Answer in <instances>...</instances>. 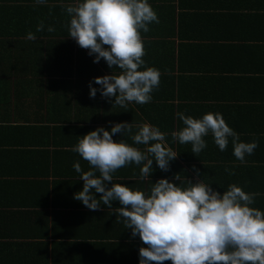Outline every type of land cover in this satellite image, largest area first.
Masks as SVG:
<instances>
[{"label": "crops", "instance_id": "0c3cea01", "mask_svg": "<svg viewBox=\"0 0 264 264\" xmlns=\"http://www.w3.org/2000/svg\"><path fill=\"white\" fill-rule=\"evenodd\" d=\"M148 2L159 22L150 23L147 32L141 30L143 58L147 67L170 65V74L176 77L172 84L176 93L185 91L181 100L176 94L169 99L176 110L181 108L180 103L198 105L203 110L213 105L211 108L224 114L225 121L231 119L230 127L241 140L256 135L264 139V72L256 70L264 68V0ZM70 3L74 0H47L43 4L34 0H0V223L6 220L3 216H10L7 222H12L19 233L41 234L19 239L23 243L41 242L42 247L33 248L49 264H139V248L147 245L138 236L133 237L131 229L116 214L119 202L113 201L111 208L101 204L99 209L90 210L73 198L83 185L73 164L78 161L82 171L89 170L90 165L72 149L77 136L97 127L110 129L115 123L132 122L134 132L136 125L152 123L140 120L144 114L134 102L121 107L110 102L114 97L109 100L99 91L90 98L89 82L94 77L118 72L116 66L109 68L106 62L92 65L88 60L59 65L61 61L66 63L67 55H75L74 60L77 55L84 58L88 50L68 36L65 22L52 17V10L37 8ZM22 16L29 23L46 16L50 26L64 25L59 24L52 32L33 33L36 39L30 40L26 38L27 30L19 35L5 26L18 23ZM35 47L43 55L48 53L52 61L45 65L30 62L28 54ZM190 56L200 60L186 58ZM93 87L100 86L93 82ZM154 91L160 94L155 102L165 101L161 89ZM158 112V116L165 115L164 110ZM162 132L178 154L179 143L173 140L172 132ZM120 139L133 144L131 134L113 135L114 141ZM230 144L231 138L225 150H219L217 159L211 161L221 173L216 190L221 193L226 189L227 177L242 182L236 167L227 172L228 165L248 164L226 159L234 156ZM135 146L141 150L145 147ZM183 146L195 155L190 143ZM175 161H180L179 155L170 161L167 171L153 161V172L145 179L140 178L141 165L127 164L112 174L113 182L148 191L161 178L179 184L176 174L181 180H200L191 169L196 161ZM250 164H254V170L257 165L264 167L263 159ZM239 185L246 193H258L251 206L264 211V184L257 181L251 186L253 189ZM95 195L99 198L102 194Z\"/></svg>", "mask_w": 264, "mask_h": 264}, {"label": "clouds", "instance_id": "9594fccd", "mask_svg": "<svg viewBox=\"0 0 264 264\" xmlns=\"http://www.w3.org/2000/svg\"><path fill=\"white\" fill-rule=\"evenodd\" d=\"M65 11L70 17L68 36L88 50L94 63L103 58L109 68L119 69L94 77L88 85L90 98L99 91L104 98L114 97L110 102L121 107L128 102L151 101L160 72L155 67H143L141 30L147 32L148 25L159 20L148 0H74ZM43 29L41 21L36 31ZM47 31L54 28L49 26ZM26 38L35 40L36 36L29 32ZM93 82L100 87H93ZM176 115L183 127L173 131L172 138L180 144L190 143L193 154L206 148L204 137L209 134L220 151L231 138L233 155L241 162L258 146L255 140L242 141L219 112H207L200 118L182 112ZM135 128L133 132L132 122H119L110 129L101 126L77 136L72 150L90 168L82 171L78 161L73 164L83 181L73 198L90 210L99 209L101 204L111 208L112 202L118 201L121 206L116 214L131 229V235L147 245L139 248V264L169 260L172 264H264V211L251 206L258 193H246L236 184H229L221 193L203 179L193 183L181 180L178 174L175 179L179 184L161 178L148 191L113 182L112 174L127 164L141 165L140 178L145 179L153 172V161L167 171L178 155L158 126L142 123ZM116 133L131 134L133 144L124 139L114 141ZM141 144L143 150L135 146ZM95 193L102 195L97 198Z\"/></svg>", "mask_w": 264, "mask_h": 264}, {"label": "trees", "instance_id": "16d2710c", "mask_svg": "<svg viewBox=\"0 0 264 264\" xmlns=\"http://www.w3.org/2000/svg\"><path fill=\"white\" fill-rule=\"evenodd\" d=\"M66 6L67 5H55L53 7L45 8V6L42 5V7L37 8V10L44 11L45 9H49V12L50 10H52V17H56V19H61L63 22H65V26L67 29V25H68L70 17L65 11ZM262 17L263 16H261V18ZM25 19L26 17L22 16L20 18L21 21H19L18 23L12 22V23L6 24L5 26H9V29L16 30L19 35L25 33L24 31L26 30L27 32H32L34 34L46 32L47 28L50 26V24L47 23L48 17L46 16H40L39 21L36 23H29ZM35 19L38 20L37 18ZM41 21L44 23V29L42 31L37 32L36 31L37 25ZM59 24L61 25V27L64 25V23H54L52 27L56 29L58 28ZM29 26H31V28L27 29ZM22 41L24 40L22 39ZM22 41L20 40V42ZM43 54L44 53H41L35 47V51L31 55L28 54V56H30L29 57L30 62L34 63L35 65H39V64L45 65L52 61L49 58L48 53H46L45 55ZM4 56H7V55H4ZM65 58H66L65 59L66 63H63L61 61L59 65H72L74 64V61L76 62V60H77V63L79 64H81L82 62L85 63L88 60L92 65H98V63L102 65L103 64L106 65L103 58H101V60L98 63H94L93 57L89 55L84 56V58H82L81 55H77L75 60H74L75 55H67L65 56ZM186 58L193 59L196 62L200 60L199 57L191 58L190 56ZM19 59H21V57H19ZM142 59L144 58L142 57ZM145 60L146 59H144V61ZM152 66L154 67V65ZM143 67H147V66L144 65ZM158 67L159 68L157 69L161 73L158 89L162 90V94L163 92L165 93L164 96L162 95L165 101H163L162 103L155 102L156 99H159L160 94L154 93L155 91L153 90L151 95H152V99L156 97L154 101H151V103L142 104V107L140 104H137L138 109L141 110L142 113L144 114V118H140V120H144V119L148 120L149 122L152 123V125L158 126L161 131L173 132V131H176V129L179 130L180 128L183 127V122L176 115L177 112H182L186 116L191 115L194 118H200L203 114L207 112L215 113L213 108H211L213 107V105H211L209 110L208 109L203 110L201 108H198V105H194V104L189 105L185 103H180L181 108L178 109L177 111L175 105L171 103L169 99L171 98V96H175L176 94L179 100H181L182 99L181 94L182 93L185 94V91H183L182 86H180L183 92L179 91L178 93H176L172 85V84H175L176 77L173 78L172 74H170V68H171L170 65H158ZM166 67L168 69H166ZM173 67L175 69V65H173ZM256 70H258V72H264V68H260V69L258 68ZM256 79H254V81ZM182 80L183 82H185V78ZM163 110L165 111L164 113L165 115L158 116L159 115L158 111L162 112ZM222 116H224V114H222ZM225 122L229 126L232 123L231 119L229 118ZM252 130H254L253 126H252ZM261 138H262L261 135H256V137L254 138L250 137V138H246L242 140L245 142H250V141L255 140L258 146L251 155L245 156L244 161H247L248 164H245V165L242 164V165H237V166L228 165L227 172L232 167L234 168L236 167V172H237L236 174H239V177L242 180V182L241 181L237 182L235 179L227 177L224 182L226 185V188L229 184H236L237 186H240L239 184H243L244 186L245 184V186H247L248 189H253L251 186H254V183H256L257 181H259V183L264 184V167L262 165L260 166L257 165L258 168L256 167L255 168L256 170H254V164L253 165L250 164V163H254V161L259 162L260 159H263L264 161V155L263 156L259 155L260 153L262 154V152H264V139H261ZM204 139L206 140L208 148L205 150H202L200 152V155L199 154H195V155L189 154V151H188L189 149L184 146L183 148H181L183 144L179 143L178 155H179L180 161H175V162L180 164L181 160L184 162L196 161L195 165H191V169H193V171L200 178V180L203 179L205 183H210V184L212 183L211 184L212 188L214 190H217V188H219L218 184L221 182L220 180L222 179V177H221L220 170L217 168L216 165H213L211 161H214L215 159H217L219 148L213 142L211 134L204 137ZM261 141L262 143L260 144ZM215 145H216V148H215ZM230 145L232 146V144ZM226 159L228 160L231 159V161L238 160L235 156H233L232 158L227 157ZM205 173H207V175ZM261 179H263V181L260 182ZM196 182L197 181L195 182L193 181V183H196ZM3 217L6 220L0 223V264H49L47 261L43 262L44 260L43 255L41 253H37L36 250L33 248L34 246L42 247L41 242L23 243L19 239V238H25V237L26 238L39 237V236L41 237L42 235L41 234H30L27 232H23L21 234L18 232V230L15 227L14 228L12 227V224H11L12 222H7V221H10L9 220L11 218L10 216H6V217L3 216ZM26 254L28 255V258L26 257ZM37 255H41V258L43 259H40V260L36 259Z\"/></svg>", "mask_w": 264, "mask_h": 264}]
</instances>
